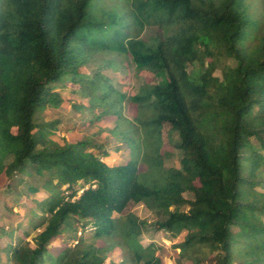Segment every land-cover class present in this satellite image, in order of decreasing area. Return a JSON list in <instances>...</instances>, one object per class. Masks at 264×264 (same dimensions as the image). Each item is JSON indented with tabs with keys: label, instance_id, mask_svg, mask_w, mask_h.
I'll list each match as a JSON object with an SVG mask.
<instances>
[{
	"label": "trees",
	"instance_id": "obj_1",
	"mask_svg": "<svg viewBox=\"0 0 264 264\" xmlns=\"http://www.w3.org/2000/svg\"><path fill=\"white\" fill-rule=\"evenodd\" d=\"M98 1L0 0V176L27 167L48 173L43 187L55 196L30 220L38 230L33 246L15 243L14 228L0 224V241L10 237L4 250L16 264H42L51 240L76 233L73 225L82 221L84 230L94 226L93 235L79 237L53 264H105L115 246L125 262L162 264L156 245L139 241L148 222L123 213L133 201L164 214L156 229L172 238L185 234L174 247L194 264L207 252L212 264L264 262V226L256 222L264 214V22L252 18L246 0H130L131 13L115 0L100 16ZM153 14L165 34L145 44L132 30ZM102 51L130 54L158 78L144 95L152 112L143 121L141 155L145 161L155 140V158L143 180L140 159L109 165L86 140L38 147L57 123L38 122L37 112L63 100L52 83L68 78L96 100L100 78L80 70ZM222 58L234 63L221 66ZM165 125L178 133L180 168L164 166Z\"/></svg>",
	"mask_w": 264,
	"mask_h": 264
},
{
	"label": "rangeland",
	"instance_id": "obj_2",
	"mask_svg": "<svg viewBox=\"0 0 264 264\" xmlns=\"http://www.w3.org/2000/svg\"><path fill=\"white\" fill-rule=\"evenodd\" d=\"M246 1L252 18L261 19L264 22V0ZM116 3L115 0L98 1L100 7L98 9L101 10L98 16L103 11L114 9ZM119 6L132 12L133 6L130 0H122ZM153 15L149 21H144L142 26L139 25L132 30L133 36L145 44L153 43L165 34L164 28L156 19L157 14ZM139 48L143 49L144 46ZM225 63L232 65L234 61L231 58H222L221 66ZM197 67L198 63H194L190 64L188 69L192 71ZM80 71L86 78H100L103 87L96 100L91 101L89 96L83 93L80 85L68 78L52 83V89L58 91L63 100L58 105H48L37 112L38 122L56 121L57 123L53 133L49 134L46 139H41L38 147L46 145L49 141L65 145L77 140H86L87 150L98 153L101 158L109 155L110 158L106 162L109 165L126 162L131 155L140 159L139 177L143 180L149 159L155 158L153 152L155 140L154 142L151 140L152 143L148 144L151 152L148 150L145 161L141 155L142 139L146 137L143 121L152 112L150 101L144 95L158 78L154 73L139 67L130 54L116 51L109 53L102 51L91 62L82 66ZM215 74L221 75V70L218 69ZM108 110H116L115 115L105 114ZM119 126H121V132L117 133ZM135 127L136 133L127 132ZM125 131L126 133L122 134ZM178 141V133L170 132L169 127L165 125L162 130L160 154L166 168L182 166L183 152L177 147ZM103 152L105 153L102 154ZM11 160L12 156H9L7 163ZM48 178V173L38 174L29 167L21 173L11 174L5 171L0 176V224L14 228L13 241L15 243L34 245L32 238L38 230L30 220L38 219L42 215L39 203L55 197L43 187L44 181ZM61 188L64 194L68 193L66 186ZM184 196L193 198V193L187 191ZM4 204L6 205L3 206ZM128 212H133L148 222L149 228L143 231L138 238L143 245L150 243L156 245V254L162 259V264H194L191 260L181 257L178 248L174 247L183 240L184 233L177 238H172L167 232L154 227L157 220L164 218L161 211L150 210L144 204L131 201L123 213ZM256 222L264 226V214H256ZM81 223L82 221L74 223L73 228L76 229V233L75 230H68L51 240L48 246L49 255L44 257L42 264H53L52 257L59 255L66 247L75 245L79 237L90 238L93 235L94 226L87 225L84 230ZM9 241L10 237H4L0 241V264H16L10 258L9 251L3 248ZM95 243L99 246L106 245L104 239H97ZM206 257L203 264H212L214 255L207 252ZM121 261H124V253L119 246L108 250L105 264ZM123 264H132V262L124 261ZM257 264H264V262Z\"/></svg>",
	"mask_w": 264,
	"mask_h": 264
},
{
	"label": "crops",
	"instance_id": "obj_3",
	"mask_svg": "<svg viewBox=\"0 0 264 264\" xmlns=\"http://www.w3.org/2000/svg\"><path fill=\"white\" fill-rule=\"evenodd\" d=\"M109 158H110L109 155H108V156H104V157L102 156V159H103L105 162H108L107 159H109Z\"/></svg>",
	"mask_w": 264,
	"mask_h": 264
}]
</instances>
